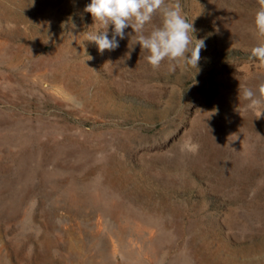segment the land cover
<instances>
[{"label": "rangeland", "instance_id": "1", "mask_svg": "<svg viewBox=\"0 0 264 264\" xmlns=\"http://www.w3.org/2000/svg\"><path fill=\"white\" fill-rule=\"evenodd\" d=\"M90 3L0 0V264H264L258 0H181L195 84Z\"/></svg>", "mask_w": 264, "mask_h": 264}, {"label": "clouds", "instance_id": "2", "mask_svg": "<svg viewBox=\"0 0 264 264\" xmlns=\"http://www.w3.org/2000/svg\"><path fill=\"white\" fill-rule=\"evenodd\" d=\"M258 5L254 31L260 42L251 49L250 58L264 66V0H258ZM84 11L92 15L94 25L98 23L101 26L102 30L87 34V40L94 42L101 54L118 48L117 37L124 39L125 29L130 26L136 34V43L148 53L146 60L153 69H159L165 63L169 72H175L177 68L184 71L194 69L192 83H196L205 42L195 37L196 30L188 20L181 0H174L171 4L167 0H91ZM157 14L160 16L159 26L145 34L146 25ZM109 26H112L111 39ZM242 96L249 101L250 109L259 112V117L264 114V80L256 89L243 88Z\"/></svg>", "mask_w": 264, "mask_h": 264}]
</instances>
